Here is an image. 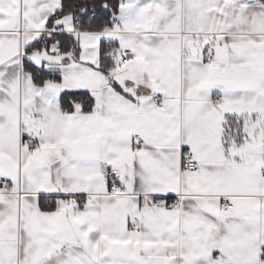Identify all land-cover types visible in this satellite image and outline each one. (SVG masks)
I'll use <instances>...</instances> for the list:
<instances>
[{"label": "snow or ice", "instance_id": "obj_1", "mask_svg": "<svg viewBox=\"0 0 264 264\" xmlns=\"http://www.w3.org/2000/svg\"><path fill=\"white\" fill-rule=\"evenodd\" d=\"M0 264H264V0H0Z\"/></svg>", "mask_w": 264, "mask_h": 264}]
</instances>
